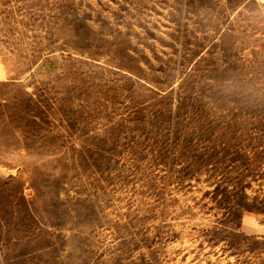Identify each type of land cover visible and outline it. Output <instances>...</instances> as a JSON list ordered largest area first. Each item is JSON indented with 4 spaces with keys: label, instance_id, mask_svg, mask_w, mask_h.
<instances>
[{
    "label": "rangeland",
    "instance_id": "1",
    "mask_svg": "<svg viewBox=\"0 0 264 264\" xmlns=\"http://www.w3.org/2000/svg\"><path fill=\"white\" fill-rule=\"evenodd\" d=\"M0 264H264V0H0Z\"/></svg>",
    "mask_w": 264,
    "mask_h": 264
},
{
    "label": "crops",
    "instance_id": "2",
    "mask_svg": "<svg viewBox=\"0 0 264 264\" xmlns=\"http://www.w3.org/2000/svg\"><path fill=\"white\" fill-rule=\"evenodd\" d=\"M0 77H2V73H1V71H0Z\"/></svg>",
    "mask_w": 264,
    "mask_h": 264
}]
</instances>
